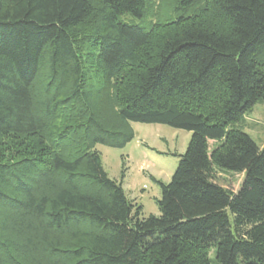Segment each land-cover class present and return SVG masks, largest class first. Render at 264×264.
I'll list each match as a JSON object with an SVG mask.
<instances>
[{
    "label": "trees",
    "instance_id": "obj_1",
    "mask_svg": "<svg viewBox=\"0 0 264 264\" xmlns=\"http://www.w3.org/2000/svg\"><path fill=\"white\" fill-rule=\"evenodd\" d=\"M179 1L155 39L121 18L146 0H0V134L37 139L0 158V264H264V145L235 127L264 101V0ZM133 122L192 132L159 215L97 149Z\"/></svg>",
    "mask_w": 264,
    "mask_h": 264
},
{
    "label": "rangeland",
    "instance_id": "obj_2",
    "mask_svg": "<svg viewBox=\"0 0 264 264\" xmlns=\"http://www.w3.org/2000/svg\"><path fill=\"white\" fill-rule=\"evenodd\" d=\"M181 5L179 0H146L142 18L131 14H124L121 18L144 24L156 39L162 32L165 22L178 16L177 7ZM44 73L43 69L42 75ZM129 80L128 78L126 81ZM132 127L135 138L125 147L115 148L98 144L97 149L102 153L103 166L110 177L122 180L129 198L143 205V215H159L160 210L156 200L161 197V187L152 177L165 183L170 182L177 169L180 155L184 154L188 147L192 132L160 123L133 122ZM235 127L243 129L257 144L263 146L264 101H259L252 106L243 115L241 121L235 124ZM35 141H37L35 136L18 139L6 133L0 134V158H16V153L22 151L25 153V144L33 145ZM20 143L24 146L23 150L20 149ZM221 143L222 141L209 140V151ZM124 164L127 170L122 178ZM244 176L243 172L220 167L215 169L217 181L234 190L240 187ZM211 257H215L214 254Z\"/></svg>",
    "mask_w": 264,
    "mask_h": 264
}]
</instances>
